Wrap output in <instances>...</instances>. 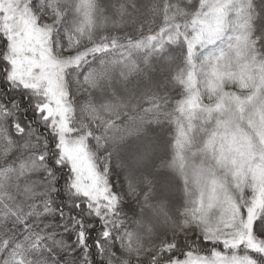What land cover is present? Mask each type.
<instances>
[{
  "label": "snow or ice",
  "instance_id": "obj_1",
  "mask_svg": "<svg viewBox=\"0 0 264 264\" xmlns=\"http://www.w3.org/2000/svg\"><path fill=\"white\" fill-rule=\"evenodd\" d=\"M0 264H264V0H0Z\"/></svg>",
  "mask_w": 264,
  "mask_h": 264
}]
</instances>
